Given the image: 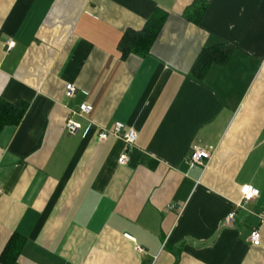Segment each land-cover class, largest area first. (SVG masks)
<instances>
[{
  "label": "crops",
  "instance_id": "obj_1",
  "mask_svg": "<svg viewBox=\"0 0 264 264\" xmlns=\"http://www.w3.org/2000/svg\"><path fill=\"white\" fill-rule=\"evenodd\" d=\"M205 1L197 23L195 0H0V100L27 106L0 131V264L14 236L13 264H264V0ZM156 10L150 52L123 56ZM218 43L231 58L197 77ZM116 121L135 146L99 138ZM194 144L213 150L205 167ZM244 184L259 195L239 206Z\"/></svg>",
  "mask_w": 264,
  "mask_h": 264
},
{
  "label": "trees",
  "instance_id": "obj_2",
  "mask_svg": "<svg viewBox=\"0 0 264 264\" xmlns=\"http://www.w3.org/2000/svg\"><path fill=\"white\" fill-rule=\"evenodd\" d=\"M208 3L205 0H195V2L185 11V16L194 22H199L206 12ZM167 13L156 10L149 19L146 26L140 31H128L124 34L120 49L123 56L130 53L146 55L150 52L154 42L161 33L166 21ZM234 52V46L227 43H218L211 47L204 48L193 68L197 77H203L213 64L223 65L229 61ZM27 106L22 102L9 103L0 100V131L7 124L21 121ZM12 237L4 249L1 260L5 264H13L19 252V244Z\"/></svg>",
  "mask_w": 264,
  "mask_h": 264
},
{
  "label": "built area",
  "instance_id": "obj_3",
  "mask_svg": "<svg viewBox=\"0 0 264 264\" xmlns=\"http://www.w3.org/2000/svg\"><path fill=\"white\" fill-rule=\"evenodd\" d=\"M15 45L14 41H9L8 47L11 48ZM77 92V86L74 83H68L66 85V95L72 97ZM93 110L92 105L88 103H82L77 109L72 110V116H70L66 121V128L72 134L79 133L81 129L80 122L76 119V116L86 117ZM110 137H115L122 140L128 147L135 146V143L138 139V131L132 126H128L122 121H116L109 127H99V138L101 140H107ZM213 150L203 147L198 144H194L188 153L186 159L192 166H202L205 167L212 159ZM120 163H126L128 161V154L125 152L119 157ZM242 200L239 203V206H243L248 201L254 199L259 195V190L250 184H244L241 187ZM235 212L233 211L228 215L224 220L226 223H231L234 219ZM262 220H264V212L260 214ZM131 237L130 235H126ZM262 233L259 228H253L249 240L250 242L258 246L261 244ZM138 252H143V248L139 245L136 246Z\"/></svg>",
  "mask_w": 264,
  "mask_h": 264
}]
</instances>
